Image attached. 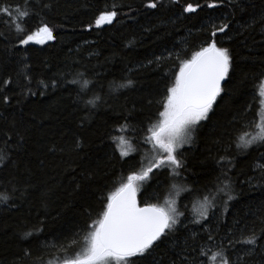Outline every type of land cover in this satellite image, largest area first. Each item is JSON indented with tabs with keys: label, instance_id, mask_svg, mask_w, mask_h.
Returning <instances> with one entry per match:
<instances>
[{
	"label": "trees",
	"instance_id": "16d2710c",
	"mask_svg": "<svg viewBox=\"0 0 264 264\" xmlns=\"http://www.w3.org/2000/svg\"><path fill=\"white\" fill-rule=\"evenodd\" d=\"M6 2L23 5L25 0ZM41 2L35 0L37 8ZM43 2L51 4L43 18L55 40L17 48L16 33L0 24V82L11 79L8 86L0 83V95L10 98L8 104L0 102V155L6 156L0 160V264H61L60 258L81 250L86 225L100 218L106 197L141 159L136 154L125 163L114 151L110 133L117 122L124 123L121 117L145 126L157 121L165 87L178 72L179 62L169 53L190 58L206 46L211 23L231 22L216 39L231 52L234 72L209 119L198 125L193 142L181 150L188 164L184 176L189 186L214 184L220 175L217 160L229 150L237 198L226 209L217 200L208 226L221 237L236 231L238 222L259 233L264 228V178L258 165H264V148L244 151L232 142L228 149L227 133L235 121L261 113L262 97L253 78L264 73V0H156L157 9L146 7L150 0ZM212 2L219 7L207 8ZM188 3L203 7L185 13ZM114 7L118 15L113 24L95 28L99 12ZM28 23L34 25L36 19ZM25 58L31 83L24 76ZM53 79L60 86L39 84ZM74 79L80 83H69ZM128 80L134 87L119 88ZM96 95L102 99L90 111L85 105ZM77 140L82 147L75 148ZM156 188V183L142 186L140 204L155 202ZM8 196L12 199L5 203ZM181 200L188 204L186 214L195 217L193 209L202 196L184 194ZM199 228L181 229L139 264H181V253L186 243L193 244L190 237ZM26 232L34 235L25 238ZM245 247L250 246H239L241 254ZM245 259L247 264H264V246Z\"/></svg>",
	"mask_w": 264,
	"mask_h": 264
},
{
	"label": "snow or ice",
	"instance_id": "6c2138e0",
	"mask_svg": "<svg viewBox=\"0 0 264 264\" xmlns=\"http://www.w3.org/2000/svg\"><path fill=\"white\" fill-rule=\"evenodd\" d=\"M146 7L157 9L158 3L150 0ZM202 7L200 4L194 6L188 3L183 12L196 13ZM206 7L215 9L219 5L212 2ZM50 8L51 4L43 0L38 8L35 0H25L23 5H8L6 0H0V24L16 33L14 46L17 48L26 49L32 43L44 44L56 39L53 28L43 18L44 10ZM117 15L115 7L112 10L106 8L96 16L94 27L112 25ZM33 17L36 23L30 25L28 22ZM230 23H211L206 46L201 47L190 58H181L180 53H169V57L174 56L179 62L178 72L171 85L165 87L163 100L160 102L162 111H159L155 123L149 121L147 126L142 123L133 124L128 117H121L124 123L117 122L112 133L121 134L110 133L115 145L114 151H118L125 163L135 159L136 154H140L141 159L126 179L122 178L119 186L106 197L100 218L93 224L86 225L81 250L75 255L60 258L61 264H139L140 260L151 256L169 237L181 229L190 230L189 225H200V228L193 231L190 237L193 244L188 246L186 243L181 253V264H247L245 257L258 246H264L260 243L264 241V228L257 233L255 227L244 225L241 228L238 222L236 231H230L221 237L215 228L208 226L211 224L210 213L215 216L212 210L217 207V200L226 209L228 203L237 198L230 175L235 167L229 158L230 151L225 150L217 160L220 175L216 177V182L199 188L189 186L184 176L188 170L187 159L180 151L184 145L192 142L197 126L209 119V113L213 111V105L223 91L222 85L230 80L231 73L234 72L231 52L226 47L218 46L216 39L218 34L229 30ZM92 28V24L87 26L89 31ZM162 59V56L157 57L155 62L159 63ZM24 69V76L31 83L30 65L26 58ZM253 80L259 86V94L264 96V73ZM0 83L8 86L11 79ZM69 83L79 84L80 81L74 79ZM39 84L44 88L60 86L56 79L47 83L41 80ZM132 87L134 84L131 80L119 85V88ZM83 90L81 86L80 91ZM77 95L79 96V92ZM101 99L96 95L85 107L90 105V111L96 109L99 107L97 101ZM9 101L8 95H0V102L8 104ZM227 135L230 141L228 149L232 142H235L237 149L244 151L264 148V112L255 119L235 121L232 131ZM80 147L82 144L77 140L75 148ZM4 159L6 156L0 155V160ZM260 159L264 160V156ZM258 167L264 178V165ZM153 183L157 184L152 197L155 202L145 203L141 207L137 194L142 186L151 187ZM184 194L196 199L202 196L199 207L193 209L195 217L186 214L188 204L181 200ZM161 198L163 203L159 202ZM3 199L7 203L12 197ZM261 223L264 224V221ZM236 232L240 233L239 237ZM33 235L34 232L24 233L25 238ZM239 246L250 247H245L241 254Z\"/></svg>",
	"mask_w": 264,
	"mask_h": 264
},
{
	"label": "rangeland",
	"instance_id": "374dc122",
	"mask_svg": "<svg viewBox=\"0 0 264 264\" xmlns=\"http://www.w3.org/2000/svg\"><path fill=\"white\" fill-rule=\"evenodd\" d=\"M47 42H49V41H47ZM32 44H35V43H32ZM37 45H41V44H37ZM261 97H262V98H261V113H262V112H264V96H261ZM197 128H198V126H197ZM195 133H196V132L193 133V139H194V137H195V136H194ZM192 142H193V140H192ZM192 142H190L189 144L184 145V147H187V146L190 145ZM184 147H183V148H184ZM183 148H182V149H183ZM182 149H181V150H182ZM181 150H180V151H181ZM138 193H140V192H138Z\"/></svg>",
	"mask_w": 264,
	"mask_h": 264
},
{
	"label": "water",
	"instance_id": "95a60500",
	"mask_svg": "<svg viewBox=\"0 0 264 264\" xmlns=\"http://www.w3.org/2000/svg\"><path fill=\"white\" fill-rule=\"evenodd\" d=\"M224 83H225V82H224ZM223 85H224V84H223ZM223 85H222V87H223ZM137 199H138V202H139V204H140L139 193L137 194ZM140 206L143 207L144 205L140 204Z\"/></svg>",
	"mask_w": 264,
	"mask_h": 264
}]
</instances>
